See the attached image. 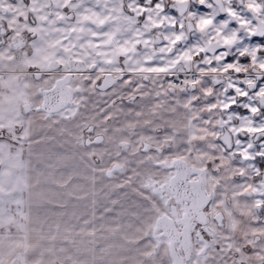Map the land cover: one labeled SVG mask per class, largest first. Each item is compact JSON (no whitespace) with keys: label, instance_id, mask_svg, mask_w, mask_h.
Listing matches in <instances>:
<instances>
[{"label":"clouds","instance_id":"obj_1","mask_svg":"<svg viewBox=\"0 0 264 264\" xmlns=\"http://www.w3.org/2000/svg\"><path fill=\"white\" fill-rule=\"evenodd\" d=\"M262 65L264 0H0V264H264Z\"/></svg>","mask_w":264,"mask_h":264},{"label":"snow or ice","instance_id":"obj_2","mask_svg":"<svg viewBox=\"0 0 264 264\" xmlns=\"http://www.w3.org/2000/svg\"><path fill=\"white\" fill-rule=\"evenodd\" d=\"M211 21H206V23H210ZM262 67H264V65H262Z\"/></svg>","mask_w":264,"mask_h":264}]
</instances>
